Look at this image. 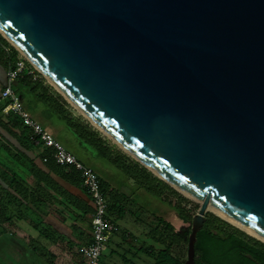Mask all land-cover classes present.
<instances>
[{"label": "water", "instance_id": "water-1", "mask_svg": "<svg viewBox=\"0 0 264 264\" xmlns=\"http://www.w3.org/2000/svg\"><path fill=\"white\" fill-rule=\"evenodd\" d=\"M0 35L126 156L264 240V0H0ZM249 237L264 244L240 228Z\"/></svg>", "mask_w": 264, "mask_h": 264}, {"label": "trees", "instance_id": "trees-1", "mask_svg": "<svg viewBox=\"0 0 264 264\" xmlns=\"http://www.w3.org/2000/svg\"><path fill=\"white\" fill-rule=\"evenodd\" d=\"M6 48L9 49L8 52H5ZM17 58L18 52L9 46L7 41L0 35L1 66L7 71L9 63H14ZM30 68V65L27 63V69L17 83L18 87H14L16 94L21 89H29L35 93L40 100L52 106L55 111H58L60 117L69 125L70 130L84 144L93 148L99 158L121 171L128 179L133 181L138 189L157 197L162 204L170 207L184 223L191 224L192 218L195 216L194 213L200 206L193 204L175 192L140 164L118 151L114 146H111L99 132L94 130L89 124L83 122L81 118L72 116L66 101L60 95L53 93L38 73H34L33 76L28 74ZM5 105H0V113L2 109L4 110L3 107ZM2 115L4 114L2 113ZM4 117L7 124L3 126L0 123V129L13 137L15 136L13 132L17 131L21 139L28 144V146L24 144L25 146H22L23 149L14 158L18 165L24 164L29 169L36 184L34 186L29 185L18 173L4 169L5 172L0 175V181L3 184L2 187L0 186V221L3 225L9 227L14 235V232L20 231V225L17 224L18 221L25 215H28L30 230L39 233L40 237L45 238L53 245L67 248V256L65 254L62 256L71 257L73 264H87L84 256L77 252L76 249L91 243V216L94 211L92 200L85 193L87 198L84 201L80 197L70 194L57 183L48 181L44 173L35 167V160L23 153L31 151L32 147H34L30 141V131L13 114L8 113ZM42 148L43 155L40 156V159H42L40 161L43 162L46 159V163L42 165L50 173L59 176L71 188L81 189V180L78 173L72 168L66 171L64 168L57 166L52 158V151L44 146ZM1 162L0 160V167H4ZM8 176L9 178H7ZM99 182L100 189L105 194V182L100 177ZM40 184L44 186L41 190L38 189V185ZM105 196L108 202L107 220L109 223L114 224L113 213L115 207H117V203L110 202L108 196L106 194ZM53 202L63 205L66 208V212L71 214L75 223L77 225L82 224L85 227V230L90 235V237L86 236L88 237L87 243L75 245L62 236L58 235L55 237L53 230L42 227L43 222L37 219L39 205L44 206ZM206 217L203 227L196 235L195 264H264L263 243L249 237L211 213H208ZM63 222L65 221L63 220ZM148 227L147 234L151 241L161 248L157 252L159 264H173L174 257L178 259L177 264H183L190 228L177 232L171 224L158 216L155 218V223H151ZM71 229L73 233L76 231L75 226H72ZM85 230L77 228L80 236L85 235ZM78 241L80 242V238H78ZM14 242L31 252L40 251L43 255L45 254L44 248L41 249L38 244V238L30 237L28 244L20 239H14ZM144 251L150 252L149 249H144ZM125 263L127 264V262Z\"/></svg>", "mask_w": 264, "mask_h": 264}, {"label": "crops", "instance_id": "crops-1", "mask_svg": "<svg viewBox=\"0 0 264 264\" xmlns=\"http://www.w3.org/2000/svg\"><path fill=\"white\" fill-rule=\"evenodd\" d=\"M6 80L7 71L0 64V105L6 104V101L1 99V92L6 86ZM18 82L19 80L14 84L15 88L18 87ZM23 93L27 95L32 94L34 97H36V94L30 91L29 89H21L17 93V95L19 96V94ZM20 100L24 106V109L30 114V116L37 123H39L48 133H50L57 142H59L69 153L74 155L82 164L90 167L97 173L98 177H100V179L105 182V194L108 196L109 201L117 203V207H115L113 213V219L115 220V225H113L117 228V231L108 236V242L105 251H108L109 255L105 257L104 255L102 256L101 264H105L106 261H109V264H126V259L122 257L124 254H133L135 256V254H137V251L141 252V250L144 251V249H149L153 252V243L151 242V239L147 234L148 231H140L141 224L139 227V220L135 219L136 213L135 211H133L134 209L132 208L131 210V208H129L130 206H128L129 209L127 208V202L129 200H127V194H125L124 192L125 189H135L137 191L136 193H140L141 189H138L133 183V181L128 179L121 171L120 172L122 173V176L121 179L118 180L117 176H120L118 172H115L109 166V168H105L101 165H97V163H94V156L96 154L88 152V150L84 146L80 147L82 149V152H84V155L78 154L76 151L77 149L73 145H71L68 140L61 139L59 135H57V133L52 128L51 124L45 123L43 115L41 113H31L29 107L24 103V101L21 98ZM2 113L3 109L0 113V123L3 124V126H6L7 123ZM14 132L13 134L15 136L13 137L10 134L6 133L4 130L0 129V160L2 161L1 163L4 165V167H0V175L5 172L4 169L14 171L18 173V175H20V177H22L29 185L34 186L36 184V181L31 176L29 169L26 168L24 164H22L21 166L18 165L15 161V155H18L20 150L23 149L22 146L24 144L27 146L28 144H26V141L21 139V136L17 131ZM33 146L34 147H32L31 151L22 152L25 153L29 158L35 160V167L40 172L44 173V176L47 178V180L57 183L60 187H62L70 194L78 196L82 200L86 201L87 197L82 188L78 189L80 191L75 188H71L69 185L63 182L59 176L50 173L48 169L44 165H42L44 163L40 161L42 160L40 159V156L43 155V146ZM65 170L68 171L69 169ZM7 178H9V176ZM0 186H3L1 181ZM41 188H44L43 184L38 185V189L41 190ZM37 219L40 222H43V228L53 230V232L55 233V237H57L58 235L62 236L64 239L68 240L69 242L75 245L87 243L88 237H90L88 231L85 230V227L82 224L77 225L71 214L66 212V208L63 205H58L56 202H53L52 204L48 203L44 206L39 205ZM29 220L30 219L28 215L22 217V219L19 220L17 223L18 225H20V231L18 230L14 232V235L13 231L10 230L9 227L3 225V223L0 221V264H73L71 257L62 256L63 254L67 256V248L61 247L60 245H53L45 238L40 237L39 233H35L34 231L30 230ZM63 220L65 222H63ZM72 226H75L76 228V231H74V233L71 229ZM78 227L81 228V230H85V235H79L77 231ZM137 229H139V231H137V233L134 232V230ZM30 237L38 238V244L40 248H44L45 250H43L45 252L44 255L40 251L31 252L27 250V248L23 246H18L14 242V239H20L25 241L26 244H28V240ZM78 238H80V242L78 241ZM141 238L145 240L143 245L140 243ZM155 246L158 245L156 244ZM76 250L78 252L79 248H77ZM132 251H134L135 253H131ZM149 253L145 252V254L147 255H149Z\"/></svg>", "mask_w": 264, "mask_h": 264}, {"label": "built area", "instance_id": "built-area-1", "mask_svg": "<svg viewBox=\"0 0 264 264\" xmlns=\"http://www.w3.org/2000/svg\"><path fill=\"white\" fill-rule=\"evenodd\" d=\"M8 51L9 49L6 48L5 52ZM27 63L26 59L19 53L17 60L14 63H9L6 86L1 92V99L6 101L3 114L11 113L19 118L30 131V141L32 144L50 149L52 151V158L58 166L65 169L72 168L78 173L81 187L92 200L94 207L91 216V243L80 247L78 252L84 256L87 264H101L103 253L107 247L108 236L117 231V228L107 220L108 204L106 196L100 189L97 173L69 153L24 109L19 96L14 91V84L26 71ZM30 67L29 75L33 76L34 73H38L31 65ZM43 163H46V159L43 160Z\"/></svg>", "mask_w": 264, "mask_h": 264}, {"label": "rangeland", "instance_id": "rangeland-1", "mask_svg": "<svg viewBox=\"0 0 264 264\" xmlns=\"http://www.w3.org/2000/svg\"><path fill=\"white\" fill-rule=\"evenodd\" d=\"M45 84H46V86L51 88L53 93L58 94L54 90V88H52L49 85V83L46 80H45ZM19 97L29 107V110L31 111V113H33V114L35 112L41 113L43 115V119H44L45 123L51 124L52 128L57 133V135H59V137L61 139L68 140V142L77 149L76 151L78 154L84 155V152H82V149L80 148L82 146H84L88 150V152H92L93 154H96L95 150L93 148L84 144L77 137V135L74 134L72 132V130H70V127L67 124V122L65 120H63V118L60 117V114L58 113V111H55V109L52 106L43 102L37 96L34 97L32 94L27 95V94L23 93V94H19ZM68 106H69L68 109H69L70 113L72 114V116L77 117V118H81L83 122H85L86 124H89L88 121L86 119H84L73 107H71L70 105H68ZM101 136L103 138H105L111 146H114L118 151L122 152L110 140H108L104 135H101ZM94 158H95L94 163H97V165H101L105 168H109V167L112 168V170H114L115 172H118V174L120 175V176H117V179L118 180L121 179L122 173L120 171H118L116 168H114V167L110 166L109 164H107L106 162H104L97 155H95ZM124 192H125V194H127L126 195L128 197L127 200H129L127 202V208H128V206H130L129 208H131V210H132V208L134 209L133 211H135V213H136L135 219L139 220V227L141 224V228H140L141 230L140 231L143 230V231L147 232L148 228H149L148 226L151 223H155L156 216L163 218L167 223L171 224L177 232H180L181 230H186V229L190 228L191 224L184 223L170 207H168L165 204H162L159 201V199H157V197L149 195L143 190H140V193L139 192L136 193L137 191L135 189H132V188H126ZM190 202L200 206L198 203H196L194 201H190ZM197 213H198V210L194 213V215H196ZM207 214L205 215V217L207 216ZM137 231H139V229L134 230V232H136V233H137ZM144 242H145V240H143L141 238L140 243L143 245ZM151 242L153 243V244L151 243L153 246V252L150 251L149 255L145 254V251H141V252L137 251L136 252L137 254H135V256L133 254H131V255L130 254H128V255L124 254L122 257L126 259L127 264H159L160 262L157 260V251L160 250L161 248L159 246H155L156 244L153 241H151ZM131 253H135V252L132 251ZM103 255H104V257L108 256L109 255L108 251H104ZM186 259H187V247H186V251H185V255H184L183 264L186 262ZM177 261H178L177 257H174L173 264H177L176 263ZM109 263H110L109 261H106L105 264H109Z\"/></svg>", "mask_w": 264, "mask_h": 264}, {"label": "bare ground", "instance_id": "bare-ground-1", "mask_svg": "<svg viewBox=\"0 0 264 264\" xmlns=\"http://www.w3.org/2000/svg\"><path fill=\"white\" fill-rule=\"evenodd\" d=\"M80 114V113H79ZM208 210L213 212L214 214H216L217 216L221 217L222 219L226 220L227 222H229L230 224L240 228L241 230H243L244 232L248 233L249 235L260 239L262 241H264L261 237H259L257 234H255L254 232H252L251 230H249L248 228L244 227L243 225L239 224L238 222H236L235 220H232L231 218H229L226 214L222 213L221 211L217 210L216 208L209 206Z\"/></svg>", "mask_w": 264, "mask_h": 264}]
</instances>
